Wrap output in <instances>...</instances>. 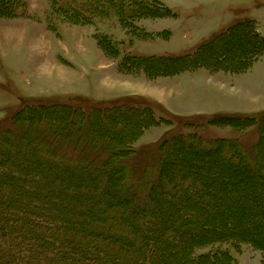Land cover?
I'll return each instance as SVG.
<instances>
[{
  "label": "trees",
  "instance_id": "16d2710c",
  "mask_svg": "<svg viewBox=\"0 0 264 264\" xmlns=\"http://www.w3.org/2000/svg\"><path fill=\"white\" fill-rule=\"evenodd\" d=\"M73 2L72 7H58L54 3L49 13L53 31H57L59 23L94 24L97 17L109 16L102 13L107 8L116 10L126 28H130L128 23L133 18L165 17L172 12L167 6L156 7L139 0ZM24 6L22 0H0V16L15 18ZM159 9L161 14L156 12ZM146 34L143 37L148 39ZM96 38L109 56L115 55L113 46L103 36L98 34ZM241 43L251 48L243 57L245 64L237 67L238 54H231ZM262 53L264 37L257 33L255 23L247 20L205 41L194 54L127 55L119 68L126 74L142 71L149 78L174 76L198 68L241 72ZM154 108L179 118L157 102L139 107L114 104L95 107L89 112L57 100L35 103L22 100L20 107L11 111L12 126L0 128V202L3 204L0 206V264H115L117 261L119 264H239L223 247L237 248L243 242L253 244L264 259V241L234 231V220L213 229L209 220L201 219L209 217L214 208L203 209L198 205L212 202L220 195L209 189L210 182L203 181L196 170L206 162L218 170L214 172L208 167L205 176L226 177L230 170L225 165L231 164L243 171V177L235 183L236 190L251 179L253 185H262L264 191L261 157L264 121L252 156L237 140L221 139L210 144L196 134H177L165 140L164 156L159 164L137 176L136 167L129 161L136 153L134 144L147 129L161 122L155 119ZM246 121L249 122L239 115L229 123L242 131ZM75 154L78 156L74 157ZM176 155H181L187 163L181 165ZM29 156L35 158L29 161ZM51 173H57L61 186L78 183L79 192L74 196L82 204L102 203L100 207L94 206L87 216L88 220L101 224L99 231L75 226L73 220L62 217L68 211L80 212L67 206L69 196H53V205L27 208L32 202L43 201L41 195L53 193L54 180L41 182L40 186L34 183L35 178L42 181ZM24 186L20 195H15ZM190 190L195 194L201 191L205 197L201 198L198 193L195 198L187 197ZM180 208L184 209L185 216L177 215ZM173 236L178 241H170L169 237ZM171 246L178 247V252L169 256ZM209 246L207 253L197 252Z\"/></svg>",
  "mask_w": 264,
  "mask_h": 264
},
{
  "label": "rangeland",
  "instance_id": "374dc122",
  "mask_svg": "<svg viewBox=\"0 0 264 264\" xmlns=\"http://www.w3.org/2000/svg\"><path fill=\"white\" fill-rule=\"evenodd\" d=\"M22 1L25 4V1ZM84 1L76 0V3ZM88 1L93 4V0ZM139 1H144L145 4L147 2L149 4L153 3L156 7L161 4V7L166 8L167 6L172 12L170 11L171 13L165 17L133 18L128 23L130 28H126L125 24H121L116 10L107 8V11L102 13L106 12L109 16L97 17L94 20L95 26L79 27L69 25L66 28L67 30L60 27L58 38L69 49L71 46L73 54L68 57L63 51L65 48L61 45H58L57 52L65 60L74 64V68L80 76L76 82L59 78L57 70L54 68L51 71L50 66H48L49 74L45 77L41 73V69L31 70L28 67L29 60H34L35 56L40 58L44 53L46 57L44 47V52H38L40 49L33 50L35 54L32 50L14 52L13 58L9 57L12 58L10 60L14 64L13 68H4L0 58V128H10L12 126L9 116L11 111L20 107L22 100L35 103L37 101L49 102L59 99L58 101L61 103L70 104L75 108L83 107L89 112L95 107L106 108L114 104H129L139 107L146 106L155 100H161L177 113L188 116L174 118L154 108L155 119L161 122H159V125L147 129L134 144L136 153L129 161L130 165L136 167L137 176L147 173L148 168L152 169L159 164L164 156L163 152L165 150L162 152V146H164L165 140L177 134L186 136L196 134L205 143L210 144L221 139L237 140L244 145L249 155H254L253 150L260 139L261 123L264 121V53L253 58L249 68L241 72L212 71L206 68H198L171 77L158 78L146 77L144 73H141L142 71L138 72L141 73L140 75L138 73H121V75L116 73L121 72L119 66L127 55L158 57L194 54L202 43L226 30L231 24H234V20L238 19L251 18L255 20L253 23L256 25L257 33L259 36L264 37V0ZM54 3L58 7H72L71 4L74 2L73 0H47L50 11L54 7ZM23 10H21V13ZM156 12L161 14L160 9ZM20 31V28L12 27L13 37L21 33ZM92 33L95 36L98 34L103 36L104 40L113 46L115 55H110V58L105 56L107 52L97 46ZM145 33H148L146 34L149 35L148 39L143 37ZM35 39L44 46L38 37H34L32 41ZM240 45V48H238L239 46L234 47L235 53L231 54L232 56L238 54L237 59L235 58L237 67L245 64L242 61L243 57L251 48L247 43H241ZM48 55L50 56V54ZM105 63L108 64L109 71L101 67ZM22 70H24V73H22ZM105 76L107 77L105 78ZM74 78L77 79L76 76ZM67 94L70 95L67 96ZM74 94L88 96L89 98H83L82 100L80 96ZM117 95L125 97L116 98ZM50 97L52 98L48 100ZM113 98H116V100ZM84 99H87L88 102H84ZM235 112H261V114H232ZM191 115L193 117H190ZM239 115L249 120V122H244L245 128L242 131L234 128L233 123H229L231 118ZM77 156L78 154H75L74 157ZM176 157L181 165L187 163V160L181 158V155H176ZM261 157L264 159V152ZM34 158L29 156L27 159L31 161ZM208 167L214 172L218 170L213 165L205 162L196 169L200 172L198 176L200 175L203 181L210 182L209 189L220 196L214 198L212 202H202L198 205L199 208L202 207L203 209L207 207L214 208L209 217L201 219L209 220L213 229L217 226L221 227L224 222L229 223V220H234L235 226L232 228L234 231L245 232L264 241L263 186L253 185L251 179H247L245 184L236 190L235 183L240 181L239 177H243L242 170H236L235 166L229 164L225 165L230 170L229 176L212 175L209 178L204 175L205 169ZM262 170L264 171V162ZM57 176V173H51L42 181L35 178L34 183L36 186H40L41 182L54 180V185L52 183L54 191L50 196L41 195L43 201L32 202L27 205V208L53 205V196H69L71 200L67 206L76 208L80 212L68 211L62 214V217L73 220L75 226L78 224L77 226L81 225L86 229L99 231L101 224L97 221L88 220L87 216L94 210V206L100 207L102 203L97 201L94 205L82 204L74 196L75 193L79 192L78 183H72L69 187L61 186L57 182ZM113 178H116V175L113 174ZM187 180L184 177V181L188 182ZM25 188L26 186L19 187L15 195L19 196ZM196 194L190 190L187 197L195 198ZM198 195L201 198L205 197L201 191ZM2 205L0 202V206ZM176 212L177 215L185 216L183 214L184 209L180 208ZM162 214L169 216L167 213H161V216ZM240 216L242 217L241 220H239ZM85 218V222H79V220ZM169 240L178 241L177 237L174 236L169 237ZM223 248H227L232 256L238 262L240 261L239 264H262L263 253L249 242H243L237 248L231 245H224ZM169 249L171 250L170 253L168 252L169 256L171 253L178 252V247L171 246ZM210 249L209 246L199 249L197 252L207 253ZM119 262L117 261L115 264H119Z\"/></svg>",
  "mask_w": 264,
  "mask_h": 264
},
{
  "label": "crops",
  "instance_id": "0c3cea01",
  "mask_svg": "<svg viewBox=\"0 0 264 264\" xmlns=\"http://www.w3.org/2000/svg\"><path fill=\"white\" fill-rule=\"evenodd\" d=\"M25 1V6L23 12L19 13V15L15 18H4L0 16V26H6L7 28L12 29V27L20 28L21 33H18V35H14V39L11 40V38L7 39H1L0 38V58L1 61L5 67L13 68V62L11 61L13 56L15 55L14 52H17L19 50L25 51V50H32V46L30 45L32 43V40L34 37H38L44 44V51L46 52V57L44 53L40 56L37 57L35 56L34 60H29L30 64H28V67L32 70H39L41 69V73H43V76L45 77L48 73V66H50L51 71L57 70L58 72V77L61 79H66L67 81L73 80L74 82L78 81L80 76L75 70L74 64H72L70 61L65 60L58 52V45L64 47L65 49L63 50L68 57L73 54L72 48L69 47L62 41L59 36V29L60 27L63 28V30H67L66 28L69 25H73L70 23H59L57 27V31H53L50 27L49 24V13H50V7L49 4L47 5V0H24ZM235 21V20H234ZM79 27H86V26H95L94 24L91 25H86V26H81V25H76ZM1 30V29H0ZM168 31V30H165ZM95 32V30H94ZM92 36L95 38V42L97 46L102 50L101 46L99 45V42L95 36V34L92 33ZM10 40V41H9ZM7 42V44H6ZM5 44V45H4ZM71 44V43H70ZM72 47L74 48V45L72 44ZM47 48V51H46ZM40 50H38L39 52ZM43 51V52H44ZM36 52V53H38ZM35 54V53H34ZM50 54V56L48 55ZM106 54V53H104ZM49 56V57H48ZM108 58L109 55H105ZM12 57V58H9ZM106 57V58H107ZM11 59V60H10ZM52 59V60H51ZM36 62V64H35ZM66 62V63H65ZM11 65V66H8ZM108 64H103L101 67H104L105 69H109ZM35 67V68H32ZM102 70V69H101ZM109 71V70H108ZM121 71V70H120ZM119 71V72H120ZM22 73H24V70H22ZM121 73H116L118 75H121ZM115 74V72H114ZM126 74V73H125ZM51 75V74H50ZM105 75V74H104ZM140 75V74H139ZM77 77L75 79L74 77ZM107 76H105L106 78ZM147 77V76H146ZM171 77V76H170ZM158 78V77H157ZM73 94V93H70ZM70 94H67L70 95ZM76 96H80V98H89L88 96H81L74 94ZM125 95V94H124ZM121 96L123 95H117L115 96L116 98H122ZM128 96V95H125ZM123 96V97H125ZM52 97L48 98L51 99ZM58 98V97H54ZM116 98H113L116 100ZM47 100V99H46ZM54 100H59V99H54ZM153 102H157L158 104L162 105L167 111L171 112L172 114L179 116V117H187L188 115H183L180 113H177L176 111L172 110L171 107H169L166 103L163 101L155 100ZM262 112V111H261ZM261 112H254V113H242V112H235L232 114H255ZM218 114V113H216ZM225 114H231V113H225ZM203 116V115H201ZM190 117H193L192 115ZM263 258V257H262ZM240 262V261H239ZM262 264H264V260L262 259Z\"/></svg>",
  "mask_w": 264,
  "mask_h": 264
},
{
  "label": "bare ground",
  "instance_id": "6f19581e",
  "mask_svg": "<svg viewBox=\"0 0 264 264\" xmlns=\"http://www.w3.org/2000/svg\"><path fill=\"white\" fill-rule=\"evenodd\" d=\"M0 38L1 39H7V38H11L13 39V33H12V29L10 28H7L6 26H0ZM32 46V49L33 50H36V49H40V51H43V46H42V43L39 42L38 40H34L32 41V43L30 44ZM246 45V44H245ZM241 46V45H240ZM245 47V46H244ZM243 47V48H244ZM247 50V49H245Z\"/></svg>",
  "mask_w": 264,
  "mask_h": 264
}]
</instances>
